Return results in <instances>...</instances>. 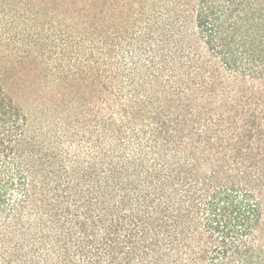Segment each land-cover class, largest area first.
I'll use <instances>...</instances> for the list:
<instances>
[{
    "label": "trees",
    "instance_id": "1",
    "mask_svg": "<svg viewBox=\"0 0 264 264\" xmlns=\"http://www.w3.org/2000/svg\"><path fill=\"white\" fill-rule=\"evenodd\" d=\"M0 264H264V0H0Z\"/></svg>",
    "mask_w": 264,
    "mask_h": 264
}]
</instances>
